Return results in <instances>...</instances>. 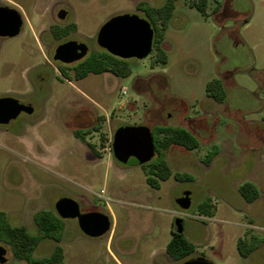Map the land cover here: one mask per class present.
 Returning a JSON list of instances; mask_svg holds the SVG:
<instances>
[{"label":"rangeland","instance_id":"rangeland-1","mask_svg":"<svg viewBox=\"0 0 264 264\" xmlns=\"http://www.w3.org/2000/svg\"><path fill=\"white\" fill-rule=\"evenodd\" d=\"M165 1L0 0L18 5L24 21L18 36L0 39V98L34 108L0 133V212L33 235L35 215H57L55 204L63 198L111 221L105 235L90 238L76 221L63 220V264H181L166 253L177 220L195 246L190 259L264 264V0H208V17L190 7L192 0H177L163 42L167 64L155 63L153 52L130 59L126 78L103 73L77 80L72 66L53 59L56 48L73 39L91 52L105 51L97 35L109 19H146L141 2L159 7ZM60 9L68 12L65 21L57 18ZM55 25L73 30L58 39ZM216 78L227 92L222 104L206 93ZM79 119L85 126L81 140ZM123 126H147L153 135L160 127L193 133L198 149L172 146L166 154L173 173L192 180L171 177L154 189L146 182L149 163H119L112 142ZM247 181L259 190L253 203L238 190ZM185 194L192 196L188 210L176 203ZM205 201L212 217L199 213ZM252 239L257 249L243 258L238 242ZM0 245L7 249L5 264H28ZM57 245L43 240L34 258L50 256Z\"/></svg>","mask_w":264,"mask_h":264},{"label":"trees","instance_id":"trees-1","mask_svg":"<svg viewBox=\"0 0 264 264\" xmlns=\"http://www.w3.org/2000/svg\"><path fill=\"white\" fill-rule=\"evenodd\" d=\"M177 0H166L163 5L154 7L146 2L138 5L146 19L151 23L154 29L153 54H155V63L166 65L167 56L163 49V42L168 24L176 8ZM208 0H192L190 7L196 8L204 17H208ZM73 30L72 28L68 29ZM68 30L55 32V36L60 38ZM152 54V53H151ZM74 75L77 80L86 78L89 74L111 73L118 78H126L131 74V66L128 60L114 57L106 51L95 52L81 62L74 69ZM63 76H67L66 70H60ZM207 97L216 103H224L227 98V92L224 82L216 78L206 85ZM98 130V128H95ZM154 143L156 150V159L148 164L146 182L154 189H160L161 182L174 177L179 182L191 181L189 174L173 173L166 160V154L172 146H179L188 151L196 150L200 147V141L189 130L184 128L160 127L154 134ZM93 151L94 147L90 145ZM210 158V157H209ZM239 193L248 203H253L259 198V190L251 182H244L239 186ZM199 213L212 217V205L205 201L198 207ZM35 223L38 229L37 234H31L25 226H14L8 220L5 212H0V242L9 246L13 256L17 260L26 261L28 264H63L64 250L59 243L62 240L64 232V222L58 215L51 211H41L35 215ZM45 239L54 240L58 245L50 256L36 259L34 252L40 243ZM257 249V242L252 239L239 240L238 251L243 258H248L252 252ZM195 246L189 242L184 234L173 232V238L166 248V253L173 260L184 262L190 259L195 253Z\"/></svg>","mask_w":264,"mask_h":264},{"label":"water","instance_id":"water-1","mask_svg":"<svg viewBox=\"0 0 264 264\" xmlns=\"http://www.w3.org/2000/svg\"><path fill=\"white\" fill-rule=\"evenodd\" d=\"M23 27L21 14L10 7H0V37L14 38ZM154 29L151 23L138 15L123 14L109 19L97 35L98 46L110 55L123 59L144 60L153 51ZM88 54L87 45L69 41L57 47L53 59L64 64H72L84 59ZM34 108L12 97L0 98V123L8 124L22 113L32 114ZM113 155L122 164L134 159L143 166L156 155L154 135L147 126H123L117 129L112 142ZM182 210H188L192 196L185 194L176 201ZM55 211L62 220H77L82 233L90 238H99L111 229L110 218L100 212L82 213L78 203L70 198L60 199ZM182 220L174 224L175 233H183ZM7 249L0 245V264L7 262ZM181 264H213L204 258H192Z\"/></svg>","mask_w":264,"mask_h":264},{"label":"flooded vegetation","instance_id":"flooded-vegetation-1","mask_svg":"<svg viewBox=\"0 0 264 264\" xmlns=\"http://www.w3.org/2000/svg\"><path fill=\"white\" fill-rule=\"evenodd\" d=\"M0 7H10V8H13V9H15V10H17L20 14H21V16H22V19H23V15H22V13L18 10V5L16 6V7H12V6H9V5H1L0 4ZM67 17H68V12L66 11V10H64V9H60L58 12H57V18L60 20V21H65L66 19H67ZM23 24H24V21H23ZM69 29V27L68 26H62V25H55V26H53L52 28H51V31H52V33L54 34V36H55V32H61V31H65V30H68ZM22 30V29H21ZM70 32L71 31H69L68 30V32L67 33H65L63 36H61L60 38H63V37H66V36H68L69 34H70ZM56 37V36H55ZM2 38H4V37H0V39H2ZM59 39V38H58ZM69 41H74V42H81V43H83V44H85V45H87L86 43H84V42H82V41H79V40H76V39H73V40H67L66 42H69ZM66 42H64V43H66ZM64 43H62V44H64ZM61 45V44H60ZM87 47H88V54H87V56L84 58V59H82V60H80V61H77V62H74V63H72V64H64V63H62V62H60V61H57V62H60V63H62L63 65H66V66H72L71 68H72V70L76 67V66H78L81 62H83L85 59H87L91 54H92V52H91V49H90V47L87 45ZM57 49V48H56ZM56 51V50H55ZM54 55H55V52H54ZM54 57V56H53ZM55 61V60H54ZM61 68H64V67H61ZM61 73V72H60ZM62 75V74H61ZM63 76V75H62ZM14 99H16V98H14ZM18 119V117L15 119V120H17ZM15 120H11L8 124H1L0 123V133L2 132V130L5 128V127H7V126H9L13 121H15ZM85 128V126H84V121H82V120H78V123H77V128H76V132H78V134H77V138L78 139H82L83 138V134L81 133V130H83ZM83 213V212H82ZM69 220H71V219H69ZM74 221H76L77 222V224H78V221L77 220H74ZM79 227V226H78ZM80 229V228H79ZM81 231V230H80ZM82 232V231H81Z\"/></svg>","mask_w":264,"mask_h":264},{"label":"crops","instance_id":"crops-1","mask_svg":"<svg viewBox=\"0 0 264 264\" xmlns=\"http://www.w3.org/2000/svg\"><path fill=\"white\" fill-rule=\"evenodd\" d=\"M163 44H164V43H163ZM183 226H184V223H183ZM183 232H185V230H184Z\"/></svg>","mask_w":264,"mask_h":264}]
</instances>
